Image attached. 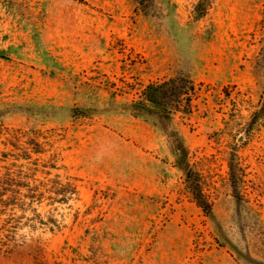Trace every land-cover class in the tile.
Masks as SVG:
<instances>
[{
  "label": "rangeland",
  "instance_id": "obj_1",
  "mask_svg": "<svg viewBox=\"0 0 264 264\" xmlns=\"http://www.w3.org/2000/svg\"><path fill=\"white\" fill-rule=\"evenodd\" d=\"M0 264H264V0H0Z\"/></svg>",
  "mask_w": 264,
  "mask_h": 264
},
{
  "label": "trees",
  "instance_id": "obj_2",
  "mask_svg": "<svg viewBox=\"0 0 264 264\" xmlns=\"http://www.w3.org/2000/svg\"><path fill=\"white\" fill-rule=\"evenodd\" d=\"M147 100L154 102V103H157L155 98H153V99L147 98ZM187 179H189V181H190L191 176H187ZM191 193L195 197L199 206L202 207L204 212L207 213L208 215H210L213 211L212 206L205 200L204 195L202 194L201 190L198 188V185L193 183V182L191 183Z\"/></svg>",
  "mask_w": 264,
  "mask_h": 264
}]
</instances>
